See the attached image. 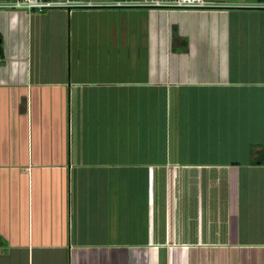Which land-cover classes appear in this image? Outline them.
<instances>
[{"label": "crops", "instance_id": "crops-1", "mask_svg": "<svg viewBox=\"0 0 264 264\" xmlns=\"http://www.w3.org/2000/svg\"><path fill=\"white\" fill-rule=\"evenodd\" d=\"M205 1L0 8V264H264V0Z\"/></svg>", "mask_w": 264, "mask_h": 264}, {"label": "built area", "instance_id": "built-area-1", "mask_svg": "<svg viewBox=\"0 0 264 264\" xmlns=\"http://www.w3.org/2000/svg\"><path fill=\"white\" fill-rule=\"evenodd\" d=\"M101 6L160 10H200L212 8L215 4L205 0H116L108 3H98L93 0H4L3 3L0 4V8L12 10L27 12L63 10L67 13ZM259 6L264 8V3H261Z\"/></svg>", "mask_w": 264, "mask_h": 264}, {"label": "rangeland", "instance_id": "rangeland-1", "mask_svg": "<svg viewBox=\"0 0 264 264\" xmlns=\"http://www.w3.org/2000/svg\"><path fill=\"white\" fill-rule=\"evenodd\" d=\"M102 53H103V57H104L105 59H107L108 57H110V56L108 55V52H107L106 50L102 51ZM111 56H112L114 59H116L118 56H119L120 59H123L124 56H127V51H126V50H123V49H120L119 52H117V54H116V51L112 52V53H111ZM136 56H137V58L144 57V51H142V50H141V51H140V50H137V51H136Z\"/></svg>", "mask_w": 264, "mask_h": 264}]
</instances>
